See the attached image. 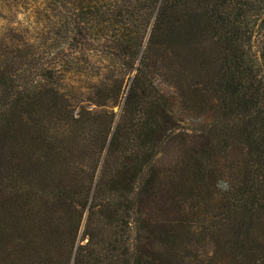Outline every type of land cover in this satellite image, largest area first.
I'll return each mask as SVG.
<instances>
[{
  "label": "trees",
  "instance_id": "trees-1",
  "mask_svg": "<svg viewBox=\"0 0 264 264\" xmlns=\"http://www.w3.org/2000/svg\"><path fill=\"white\" fill-rule=\"evenodd\" d=\"M17 13L0 264H264V0H0Z\"/></svg>",
  "mask_w": 264,
  "mask_h": 264
},
{
  "label": "rangeland",
  "instance_id": "rangeland-1",
  "mask_svg": "<svg viewBox=\"0 0 264 264\" xmlns=\"http://www.w3.org/2000/svg\"><path fill=\"white\" fill-rule=\"evenodd\" d=\"M31 11H32V7L25 13L31 15ZM28 20H30V17L24 13H17L16 15H13V18H9V21L0 18V31L4 28L16 25L19 22L24 25H28V23H30ZM171 163H172V156L168 155L165 159L164 166H170Z\"/></svg>",
  "mask_w": 264,
  "mask_h": 264
}]
</instances>
